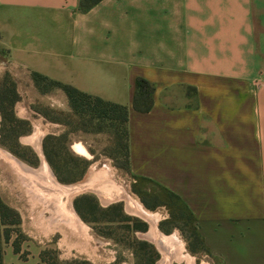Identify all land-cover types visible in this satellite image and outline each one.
<instances>
[{
    "label": "crops",
    "instance_id": "crops-1",
    "mask_svg": "<svg viewBox=\"0 0 264 264\" xmlns=\"http://www.w3.org/2000/svg\"><path fill=\"white\" fill-rule=\"evenodd\" d=\"M0 52L18 80L127 106L129 175L179 196L208 255L264 264V0H0Z\"/></svg>",
    "mask_w": 264,
    "mask_h": 264
},
{
    "label": "rangeland",
    "instance_id": "rangeland-1",
    "mask_svg": "<svg viewBox=\"0 0 264 264\" xmlns=\"http://www.w3.org/2000/svg\"><path fill=\"white\" fill-rule=\"evenodd\" d=\"M1 61L6 63L2 52L0 98L7 108L5 113L0 110V151L35 170L46 162L63 186L82 184L94 174L97 184H101L100 178H103L123 189L142 213L129 211L126 199L105 203L93 191L83 190L74 195L72 206L86 226L87 238L74 235L67 226L60 225L61 232H55V228L48 225L52 212L34 200L15 170L0 159V200L15 211L14 223H9L13 220L11 215L6 219L9 238L2 243L3 252L4 248H10L19 253V258L37 256L46 264L72 259H84L91 264H160L164 258L162 251L145 237L154 222L157 231L179 243L184 248L183 254L190 259L172 260L170 264H222L204 250L194 232L195 224L187 213L183 215L177 200L158 186L133 178L119 167L123 159L114 153L108 133L83 130L78 125V118L71 114L62 89L45 90L44 83L35 85L31 74V81L18 80L5 70L6 65ZM37 133L42 134L41 152L27 142ZM44 146L50 160L44 154ZM76 146H82L87 154L78 153ZM54 192L51 193L56 196ZM60 199L65 197L60 195ZM77 201L83 217L74 207ZM140 225H145V230L139 229ZM15 246L19 247L18 252Z\"/></svg>",
    "mask_w": 264,
    "mask_h": 264
},
{
    "label": "trees",
    "instance_id": "trees-1",
    "mask_svg": "<svg viewBox=\"0 0 264 264\" xmlns=\"http://www.w3.org/2000/svg\"><path fill=\"white\" fill-rule=\"evenodd\" d=\"M99 0H83L85 6L96 3ZM31 77L35 85L40 86L44 83V89L48 90L53 87H58L63 90L68 98V103L71 108V114L78 118V125L83 129L89 128V131L93 132H105L108 133L110 137L111 145H113L114 153L122 156L123 161L119 167L123 168L129 173V145H128V119L129 112L125 105H121L112 101L105 100L97 95L83 92L76 87L62 83L58 80L51 79L39 72H31ZM153 85L144 78H136L135 80V90L133 95V108L140 112H147L151 109L153 104ZM0 98V110L5 113L6 104ZM15 99V98H14ZM13 103V99L10 102ZM4 117V116H3ZM4 119L2 118L1 121ZM49 151L46 150L44 146V154L49 158ZM164 193L168 196L173 197L178 201L180 210L184 215L187 213L189 220L195 224V218L189 211L188 207L183 203V201L174 194L173 192L161 188ZM76 201V200H75ZM78 201L75 202V209L81 217L83 213L78 206ZM0 214H1V226H0V264H3V251L2 243L6 242L9 238V231L6 228L7 217L12 216L13 220L9 223L15 222V211L0 200ZM139 229L145 230L142 225ZM194 232L198 237L199 241L202 243L205 251V245L202 237L200 236L196 224L194 226ZM15 251H19V247H14ZM48 264H91L84 259H72L66 261H54Z\"/></svg>",
    "mask_w": 264,
    "mask_h": 264
},
{
    "label": "bare ground",
    "instance_id": "bare-ground-1",
    "mask_svg": "<svg viewBox=\"0 0 264 264\" xmlns=\"http://www.w3.org/2000/svg\"><path fill=\"white\" fill-rule=\"evenodd\" d=\"M41 135V133H37L33 137L27 139V142L34 145L39 152H41ZM75 149L80 154H87L82 146H76ZM0 156V159L5 160L15 170L24 185L29 188L31 194L34 196V200L37 203H42L47 210L52 212L48 220L49 225L55 229L61 226H67L74 235L84 239L87 238L86 226L82 220L79 219L72 206V198L74 195L83 190L93 191L98 194L105 203L114 199H126L129 211L142 215L139 207L128 198L123 189L115 187L111 183L109 184V182L105 181L103 178H100L101 184H97L94 174L82 184L70 187L63 186L57 182L46 162L43 163L40 169L35 170L2 150L0 151ZM54 191H57V193ZM47 192H50V195L47 196ZM51 192H54L56 196H53ZM60 195H63L65 199H60ZM151 223L153 227L145 237L156 243L162 251L164 258L160 264H170L172 260H190L188 256L183 254L182 250L184 248L180 246L179 243H176L174 239L161 235L157 231L156 224L154 222Z\"/></svg>",
    "mask_w": 264,
    "mask_h": 264
}]
</instances>
